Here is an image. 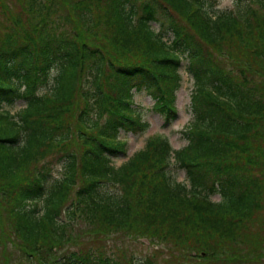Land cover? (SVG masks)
Here are the masks:
<instances>
[{"label":"trees","instance_id":"trees-1","mask_svg":"<svg viewBox=\"0 0 264 264\" xmlns=\"http://www.w3.org/2000/svg\"><path fill=\"white\" fill-rule=\"evenodd\" d=\"M237 1L0 0V264H152L119 243L144 237L173 264L262 263L264 0ZM182 66L186 145L113 165L147 126L134 93L174 117Z\"/></svg>","mask_w":264,"mask_h":264},{"label":"rangeland","instance_id":"rangeland-1","mask_svg":"<svg viewBox=\"0 0 264 264\" xmlns=\"http://www.w3.org/2000/svg\"><path fill=\"white\" fill-rule=\"evenodd\" d=\"M214 4H212L214 10L221 11V10H234L237 11L239 8L241 10L244 9L243 6L248 4L247 2L242 1L240 7L237 5L239 1L237 0H213ZM253 9L256 7L252 6ZM1 10V8H0ZM1 18V16H0ZM161 19V18H160ZM161 20H154L151 22L152 28L155 30L159 28ZM169 38L171 39L172 36L170 34ZM182 73V83L180 89L176 92V100H175V108H176V115L172 118H167L163 115L159 110H157L153 105V100L150 96L143 92H135L134 93V102L139 107L140 112L142 113V118L144 122L147 124L144 130H141L137 133H125L122 134V137L125 140V152L118 157L112 159V163L115 166L121 165L123 162L127 161L132 154L136 151L140 150L144 147L145 141L147 137L151 134H161L165 136V138L169 141L173 151L179 150L183 146L186 145L187 140L184 137L183 130L187 123H189L192 119L191 112L189 110V99H190V92L192 89V79L186 73L185 66H182L180 69ZM23 106L22 100H17L12 107L7 105H3V108L10 109L11 113H15L19 108ZM168 175H171L177 181H183L184 183L188 182L186 179V175L183 170L176 169L174 164L176 163L175 156L172 155L168 159ZM211 200L218 202L221 200V194L216 191L210 195ZM264 214V212H262ZM83 228L77 229V234L85 228V223L81 224ZM79 226V225H77ZM76 226V227H77ZM119 243L122 244L121 248L124 249L126 247L127 254L129 256L143 258L145 261L146 258L152 257L150 259L152 264H173L172 259L169 256L170 252L167 251L169 254H164V246L153 245L150 243V240L147 238H137L135 240L130 238H125L123 240H119ZM235 248H239L240 244H234ZM253 245H250V247ZM249 245L245 244L241 247L243 253L249 251ZM154 252V253H153ZM123 254V253H122ZM195 255V252H192ZM141 257V258H140ZM164 258V259H163ZM174 262V261H173ZM238 264V263H232ZM264 264V258H262V263Z\"/></svg>","mask_w":264,"mask_h":264}]
</instances>
